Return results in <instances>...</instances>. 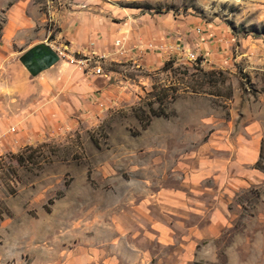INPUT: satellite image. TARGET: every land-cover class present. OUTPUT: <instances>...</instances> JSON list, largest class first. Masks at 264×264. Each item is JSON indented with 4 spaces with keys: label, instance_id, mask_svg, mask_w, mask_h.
<instances>
[{
    "label": "rangeland",
    "instance_id": "obj_1",
    "mask_svg": "<svg viewBox=\"0 0 264 264\" xmlns=\"http://www.w3.org/2000/svg\"><path fill=\"white\" fill-rule=\"evenodd\" d=\"M135 8L198 23L199 40L221 37L227 58L200 53L189 31L179 49L149 66L101 58L115 98L0 152V256L9 264H33L38 252L54 264H264V150L249 161L255 134L264 145V0H0V47L20 64L21 47L45 44L57 61L85 70L60 34L72 15L115 26ZM85 60L91 67L94 54ZM255 123L256 133L247 128ZM240 153L246 162L237 163ZM237 174L245 187L230 196L229 225L195 243L216 259L195 250L186 258L181 236L191 222L204 228L208 213L169 205L165 192L184 199L199 187L221 192ZM160 224L166 240L157 238Z\"/></svg>",
    "mask_w": 264,
    "mask_h": 264
},
{
    "label": "crops",
    "instance_id": "obj_2",
    "mask_svg": "<svg viewBox=\"0 0 264 264\" xmlns=\"http://www.w3.org/2000/svg\"><path fill=\"white\" fill-rule=\"evenodd\" d=\"M126 15L127 18L121 23L115 26H107L101 18L90 17L77 12L72 15L70 21L66 23L68 26L60 34L68 40L69 48L74 53L93 51L102 58L113 55L114 58H110L111 60L118 61L126 58L136 63V66L145 67L149 66L150 63L153 64V62L162 60L166 52L175 50H149L145 47L148 42L165 43L168 46L180 48L181 38L185 39L187 31H189V38H194V40L191 38L190 43L200 53L211 55L218 63L222 61V57L227 58L226 52H222V43L218 42L221 37L210 39L213 36L201 35V40H199L197 31L200 32L199 29L202 28L196 22H194L192 28L186 20L159 13H143L136 8L132 9L131 12H127ZM15 24V20L11 19L8 26L11 28ZM207 31L211 30L208 29ZM169 33L173 34L169 35ZM219 33L222 34L221 31ZM201 34H204L203 30H201ZM203 38L207 40L202 41ZM117 39L121 40L123 44L120 51L114 45ZM4 45L2 44L0 47V67L2 66L0 70V152L14 150L51 129L62 128L70 122L71 114L75 116L85 115L84 111L92 106L97 110L100 103H104L105 98L112 96L115 98L118 94L116 83L107 74L105 77L94 74L90 68L84 70L75 65H67L56 60L37 72H29L21 62V58L27 51L40 44H29L25 48L21 47L18 56L20 64L18 62L11 63L7 60L10 51L8 46ZM41 45L47 46L45 44ZM6 60L8 63H5ZM84 62H88V60ZM74 107H80L82 111L80 109L74 111ZM247 128L255 131V133L257 131L256 123L249 125ZM254 137L253 152L249 157V161L260 157L261 136L255 134ZM239 162H246L244 154L240 153L237 157V163ZM208 175H210V172L202 173L201 178ZM212 175L217 178L216 174ZM231 179H233L231 187L225 185L221 192L220 188L199 187L192 196H185V199L182 194H177V197H174L165 192L163 201L169 203V205H174L175 201L177 207L185 204L187 210L192 209L198 215L208 213L204 228H199L191 222L181 236L184 242L187 243L184 254L186 258L190 259L195 250L200 259L209 262L216 259L214 250L206 254L207 252L197 250L195 243L206 237H216L224 227L229 225L227 217L229 203L236 198L235 190L238 191L245 187L244 176L240 177V174H237L235 178ZM233 194L235 198L230 197ZM205 196L210 198H205ZM159 226L157 238L166 240V237H170V235L167 234L165 225L160 224ZM237 257L239 258L240 254H237ZM8 258L6 254H2L0 264H9L7 262ZM38 260L42 261V264H54L55 259L48 253L38 252L35 254L33 264ZM80 260L79 262H81ZM66 262H70V264L77 263L74 260L64 261L65 264H67ZM103 262V264H115L112 259H105ZM57 263L64 264L62 262Z\"/></svg>",
    "mask_w": 264,
    "mask_h": 264
},
{
    "label": "water",
    "instance_id": "obj_3",
    "mask_svg": "<svg viewBox=\"0 0 264 264\" xmlns=\"http://www.w3.org/2000/svg\"><path fill=\"white\" fill-rule=\"evenodd\" d=\"M57 59L58 56L52 49L40 44L27 51L21 58V62L29 72L34 73L55 62Z\"/></svg>",
    "mask_w": 264,
    "mask_h": 264
},
{
    "label": "built area",
    "instance_id": "obj_4",
    "mask_svg": "<svg viewBox=\"0 0 264 264\" xmlns=\"http://www.w3.org/2000/svg\"><path fill=\"white\" fill-rule=\"evenodd\" d=\"M114 45L118 48V51L122 50L123 48V44L121 42V40L117 39L115 40L114 42ZM145 47L149 50H155V51H167L168 49H179V47H172V46H168L166 45L165 43H158V44H155L153 43L152 41L151 42H148ZM82 56H80L76 61L83 67H88L92 70V72L94 74H100V75H103V76H106V73H103L101 71V67L99 66V60L102 58V56H100L99 54L93 52V51H88L87 53H81ZM85 54H94V65H92L91 67H89V63L90 62H84V55ZM186 58H194V54L190 51H188L187 53V56ZM1 70V68H0ZM103 104L100 103V107H102Z\"/></svg>",
    "mask_w": 264,
    "mask_h": 264
},
{
    "label": "trees",
    "instance_id": "obj_5",
    "mask_svg": "<svg viewBox=\"0 0 264 264\" xmlns=\"http://www.w3.org/2000/svg\"><path fill=\"white\" fill-rule=\"evenodd\" d=\"M135 7H138V6H135ZM206 74H208V73H206ZM193 91H196V90H193ZM143 126H144V124H143ZM263 150H264V145L261 144L260 157L262 156Z\"/></svg>",
    "mask_w": 264,
    "mask_h": 264
}]
</instances>
